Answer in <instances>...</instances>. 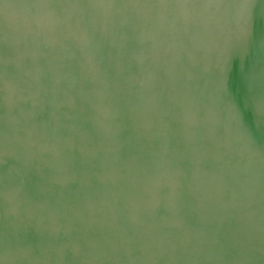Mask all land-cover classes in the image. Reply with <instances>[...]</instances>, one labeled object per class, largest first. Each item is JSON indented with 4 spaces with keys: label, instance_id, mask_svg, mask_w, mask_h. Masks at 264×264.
I'll return each mask as SVG.
<instances>
[{
    "label": "water",
    "instance_id": "95a60500",
    "mask_svg": "<svg viewBox=\"0 0 264 264\" xmlns=\"http://www.w3.org/2000/svg\"><path fill=\"white\" fill-rule=\"evenodd\" d=\"M0 264H264V0H0Z\"/></svg>",
    "mask_w": 264,
    "mask_h": 264
}]
</instances>
